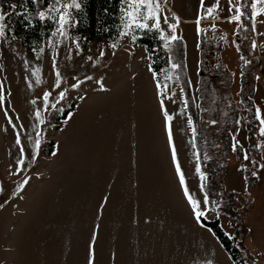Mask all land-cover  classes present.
<instances>
[{"label": "rangeland", "instance_id": "rangeland-1", "mask_svg": "<svg viewBox=\"0 0 264 264\" xmlns=\"http://www.w3.org/2000/svg\"><path fill=\"white\" fill-rule=\"evenodd\" d=\"M73 2L80 5L79 0H51L39 10L45 12L43 21L55 25L40 47L24 46L12 30L6 31V38L0 37V83L7 90L8 101L7 117L5 107H0V264H85L93 232L95 264H205V258L213 256L223 264L210 237L189 218L184 189L167 143L160 95L156 106L148 54L133 39L138 31L155 30L158 35L162 31L165 36H184L188 45L192 39L194 49L192 23L197 16L201 17L207 67L202 74L199 69L192 74L190 67L189 88L196 118L192 128L202 137L205 153L214 165L213 192L222 193L223 200L233 188L237 194L233 211L238 224H231L222 214L218 220L222 231L235 238L234 244L244 256L253 257L251 264H264V179L254 180L247 189L244 173L239 172L246 162L225 147L222 131L230 133L238 117L250 121L254 131L241 132L238 138L250 157L254 154L257 163L264 161V138L259 136L253 115L255 106L264 105V13L258 14L257 31L251 32V0L248 15L238 22L227 19L235 12L229 13L226 0H202V6L201 0H150L147 4L125 0L120 36L106 43L72 33L73 12L78 8L64 10L63 5ZM213 4L218 7L208 12ZM61 11L67 13L63 26L58 22ZM168 17L176 20L173 28L167 26ZM138 23L148 27L139 28ZM153 23L159 28L153 29ZM254 39L257 47L252 49ZM57 72L61 73L62 86L55 84ZM85 74L93 77L90 93L89 82L83 81ZM175 77L168 64L160 91L173 117L174 146L186 186L202 200L204 193L199 190L200 178L195 172L197 152L191 146L193 134ZM75 79L83 82L82 89L71 88ZM96 80L104 82L103 90L95 86ZM57 89L67 93L63 101ZM45 91L50 94L47 108ZM77 91L83 99L77 98ZM249 98L251 107L246 102ZM53 104L56 108L51 107ZM57 108H70L74 116L65 115L56 121L65 112ZM37 109L43 123L37 121ZM9 118L22 127L14 128L7 122ZM212 118L219 127L208 123ZM37 132L44 152L38 153L31 167L22 166L17 173L19 149L27 148L28 137L34 141ZM17 134L20 145L15 143ZM57 142L61 151L53 157L49 149L55 151ZM257 144L261 147H255ZM25 173L27 186L13 196ZM257 249L260 252H255Z\"/></svg>", "mask_w": 264, "mask_h": 264}, {"label": "snow or ice", "instance_id": "snow-or-ice-1", "mask_svg": "<svg viewBox=\"0 0 264 264\" xmlns=\"http://www.w3.org/2000/svg\"><path fill=\"white\" fill-rule=\"evenodd\" d=\"M39 2V0H32V4L36 5ZM138 3H149L150 0H137ZM227 5H228V11L229 13H232L233 9L235 14L234 15H229L227 17L228 20L230 21H240L241 17L243 16V12L241 9V4L240 3H233V0H226ZM121 3H123V0H121ZM259 5V7H258ZM201 6H202V0H201ZM23 8V10L26 12L27 11V7L26 6H21ZM51 7V6H50ZM69 7H75V8H79L80 5L78 3H72V4H64L63 5V9L67 10ZM218 7V5L213 4L211 8H208L207 11L208 12H212L213 8ZM17 8V4L15 3H11L9 5V9L7 11H3L0 10V37H5L6 38V31L10 32L11 29H7L6 25L4 23L6 17L10 16L12 13L15 12ZM259 13H264V0H251V21L252 24L250 26V31L251 32H256L257 28H256V23H257V17ZM19 14V13H16ZM150 15H154V13L149 12ZM37 15L39 16V19L41 21H43L45 19V12L44 11H39L37 13ZM66 11H61L59 14V24L61 26H63L66 23ZM129 15H131V13H129ZM25 19H28V17L26 16ZM145 19H147V16L145 17ZM200 22H201V17L197 16L196 17V32L197 33H201L203 30L200 27ZM159 24L158 23H153L151 25V27L153 29H157L159 28ZM169 28H173L172 24H168L167 25ZM137 27L139 28H146L148 27L147 24H143V23H138ZM239 28H243V25H238ZM160 38L162 41H164V46L165 48H168L169 50V56H168V60L167 63L170 65L171 69H178V63L173 62V55H172V48L169 45V41H177L179 40V38L174 35V34H169L167 36H165L164 32H160L159 33ZM135 37H133L134 39ZM238 41L240 40V37L237 36ZM257 47V41L254 39L251 43V48L255 49ZM197 49H202V44H197L196 45ZM101 56H104V52L101 51L100 52ZM91 60V58H89ZM241 59L243 60L244 64H249V60L244 59L243 57H241ZM203 61L199 60L197 61L198 66L199 65H203ZM28 62L25 61V66L27 68ZM53 66L55 67V60L53 61ZM180 71L183 70V63L180 62L179 65ZM151 70V69H150ZM199 71L201 72V74L203 73V71H205L204 68L200 67ZM32 75L35 76L36 75V70L33 69L32 71ZM241 77H243L245 75L244 72L240 73ZM153 76H156V73L153 72ZM181 77L180 76H176L175 79L179 80ZM166 80L168 79L167 77L165 78ZM93 80V77H90L88 75H84L83 76V81H87L89 82L88 84V93L93 91V84L91 83V81ZM39 82V81H37ZM199 83V82H197ZM55 84L56 85H61V73L57 72L56 73V79H55ZM187 84H191V81H187ZM62 86V85H61ZM95 86H98L101 90H103L105 88V84L104 82H102V80H96L95 81ZM71 88L72 89H78V88H83V82L80 79H75V81L71 84ZM6 89L4 88L3 84L0 83V107H5L8 103V101L5 100V95H6ZM59 97L61 98V101L64 100V98L67 96L66 92H61L59 91V89H57ZM169 91H172L173 93L175 92V89H169ZM86 93V94H88ZM157 94L161 96V100H160V110L163 112V121H164V128L167 132V136H168V140L167 143L169 145V147H171L172 149V163L176 166L175 167V173L177 176H179V184L181 186V188L184 189L183 191V196L186 198V206L188 208V215L190 220L192 221V223L194 225H196L198 230H201L202 233L213 237L214 239V234L212 232V229L209 228L205 223H203V221L207 220V219H214V220H219V217L224 213V209H225V204L226 202L223 200L222 198V193L219 194L220 195V199L219 201L216 199H212V195L213 192L211 190H209L206 186L205 181L207 180V171L204 170L202 171V161L199 158V153H195L197 155V160L195 163V172L196 174L199 176L200 178V184H199V190L204 193L203 195V199H198L196 198L194 195H192L189 191V188L186 186V182H185V176L181 171V165L178 163V155H177V150L174 146V136H173V127H172V121H173V117L171 115H169L168 110L165 108V102L163 100V95L164 93H162L160 91V86L159 84H157ZM186 94V87H182L180 89V95L181 97H185ZM49 92L45 91L43 93V102L45 107H49ZM241 95H243V92H241ZM76 96L78 99H83V97L80 96V92L77 91ZM170 99H172L170 97ZM247 104L251 107L253 104V101L249 98L247 101ZM184 106L186 108H191V103L188 102L186 99L184 100ZM51 107L56 108V105L53 104ZM57 111H65V114L68 115L70 118L74 116V113L71 112L70 108L65 110V109H56ZM181 112H183V109H181ZM4 115L7 117L8 116V111L6 110L5 107V111H4ZM233 115L237 116V113L235 111V109L233 110ZM253 115H254V122H258V131H259V136L261 138H264V105H259V106H255L254 107V111H253ZM35 116L37 118V121L43 123V121L40 119L41 117V113L40 110L37 109ZM9 124H13L14 128H20L22 127L21 125H16L13 123V120L11 118L8 119L7 121ZM194 122V114L190 115L187 117V125L188 127L192 130V134L193 137H196V132L197 130L195 128H192ZM209 124L212 125H216L217 127H219V125L217 124V121L215 118H212L208 121ZM251 122L245 120L244 117H238L236 119L233 120L232 122V129L231 132L229 133L226 129L222 130L228 140V143L225 145V147L229 148L232 152H235L237 154L238 157L242 158L246 163H242L239 167V172L240 173H247L246 176H243L242 179L246 180L249 184V186L251 185L252 181H260L262 179H264V161H261L259 163H257V160L255 159V156L253 154V156H249L247 150H244V145L241 143V140L238 138L241 132H253L254 129L253 127H250L249 124ZM245 140H248V137L245 136ZM28 141H29V146L27 148L21 147L19 149V157L16 160V168L15 171L17 173H20L24 167H31V162L32 161H37L38 158V153H43L44 152V147L45 145L42 143L41 140V136L40 133L37 132L35 135V139L33 141L32 136L28 137ZM250 142V141H249ZM15 143L17 145L21 144V138L19 136V134H17L16 138H15ZM191 146L193 149H197L198 145L196 142H192ZM217 148L219 147L218 145L216 146ZM255 147L259 148L261 147V145L257 144L255 145ZM49 151H51V155L53 157H56L59 155L60 151H61V145L59 144V142H57L56 144V148L55 151H52L51 149H49ZM27 155L28 157V163L25 164V156ZM210 160V156L205 153L203 156V161H209ZM250 164L251 167H248L247 165ZM28 174L25 173L23 178L20 180V183L17 184L15 186V191L12 193L13 196H16L17 193L20 192V190L22 188H25L28 184ZM243 190V189H241ZM233 192H235V188H233ZM105 202L107 201V197H104ZM2 206V205H0ZM99 226L97 225L96 228H98ZM225 235H229V233L225 232ZM95 244H96V232L92 233V236L90 238V244L87 248L86 251V258H85V264H95V258H96V248H95ZM205 264H219L218 261H216V258L213 256L211 259H207L205 258Z\"/></svg>", "mask_w": 264, "mask_h": 264}, {"label": "trees", "instance_id": "trees-1", "mask_svg": "<svg viewBox=\"0 0 264 264\" xmlns=\"http://www.w3.org/2000/svg\"><path fill=\"white\" fill-rule=\"evenodd\" d=\"M51 0H39L36 5L32 4V0H0V7L7 11L11 3L17 4V8L14 13L6 17V25L8 29H11L19 38H21L24 46L28 48L40 47L43 45L48 38L50 37L52 31L54 30V23L48 20L41 21L37 15L38 11L48 5ZM80 7L73 12V19L75 26L72 29V33L78 37H83L88 39H97L106 43L115 42L122 31L123 22H124V12H125V0L121 3V0H79ZM241 4V9L243 16L248 15V7L250 5V0H239ZM21 6H26L27 11L25 12ZM203 9L201 10V12ZM19 13V14H16ZM28 19H25V17ZM166 21L169 24L174 25L176 20L173 17L166 18ZM202 33H199V44L202 40ZM135 37V42L143 45L147 51L149 58V65L152 72L156 73L155 81L157 84L161 85L163 82V70L167 67L169 50L165 48L164 42L159 38L158 32L155 30L152 31H138L133 34ZM179 38L177 41H171L169 45L172 48V55L174 57L173 62L178 63V69H175V75L180 76L178 80L180 88L186 87V94L184 100L186 99L191 103V108H186L187 116L194 114L195 121V109L194 102L187 84V74L185 67V55H184V43L180 35H177ZM221 48H219L220 52ZM199 60H202L203 65L198 67L206 68L207 62L204 59V53L202 49H198ZM180 62L183 63V70L180 71L179 65ZM245 83L242 82V87L244 88ZM252 89V88H251ZM65 112L61 114L59 118L63 119L65 117ZM55 121V120H54ZM194 123V122H193ZM194 142L197 143L198 147L196 152L199 153V158L202 161V171H207V180L205 181L206 186L209 190L213 192L212 185L213 181L211 178L212 175V165L211 160L203 161V156L205 154V148L203 145L202 137L196 133V137H193ZM225 144L228 143L227 137L223 138ZM247 173H244L246 176ZM246 181V180H245ZM254 182V180L252 181ZM247 189L250 188L248 182L246 181ZM252 184V183H251ZM237 194L234 192L228 193V199L224 200L225 202L230 200L225 204L224 215L227 217L228 221L231 224H238V218L236 212L233 211L234 197ZM220 198L219 193H214L212 199ZM209 228L212 229V232L215 238L218 240L219 244L228 254L230 259L235 264H251L253 257L244 256L243 253L238 249L234 244L235 238H228L220 227V223L217 220L213 221H203ZM243 226V225H242Z\"/></svg>", "mask_w": 264, "mask_h": 264}, {"label": "crops", "instance_id": "crops-1", "mask_svg": "<svg viewBox=\"0 0 264 264\" xmlns=\"http://www.w3.org/2000/svg\"><path fill=\"white\" fill-rule=\"evenodd\" d=\"M192 25H195L194 31H193V34H194V39H193L194 49H192V39H191V43L188 45L187 39L184 36L182 38L183 41H184V45H185V49H184V51H185V67H186L187 76H188L189 81L191 80V78H190V67L192 66V68H193L192 69V74L193 73L195 74V71H197L199 69L198 64H197V61H199V52H198V49L196 48V45L199 43V33L196 32V26H197L196 23L193 22ZM150 78H151L152 86H153V89H154L155 101H156V106H157V104H158L157 83L154 81L152 73H150ZM184 109H185V106H184ZM184 109H183V112H184ZM246 227H247V230H249L248 224L246 225ZM247 238H248V235L246 237V240H247ZM210 239L212 241L213 247L216 249L217 255L221 258L220 260H222L223 264H235L230 259V257L225 252V250L222 248V246L219 244L217 239H215V237H214V239H213V237H210ZM245 247L247 248V250L250 253L252 252L251 249L247 245H245ZM257 250L255 252H260V250H258V251Z\"/></svg>", "mask_w": 264, "mask_h": 264}]
</instances>
